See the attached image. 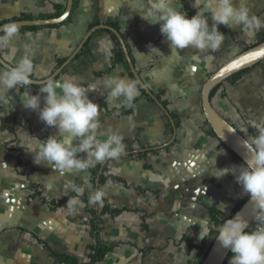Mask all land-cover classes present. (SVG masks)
Segmentation results:
<instances>
[{
    "label": "crops",
    "instance_id": "1",
    "mask_svg": "<svg viewBox=\"0 0 264 264\" xmlns=\"http://www.w3.org/2000/svg\"><path fill=\"white\" fill-rule=\"evenodd\" d=\"M171 2L189 18L195 15V0ZM65 3L0 0V22L21 15L41 18ZM73 4L71 17L65 22L33 29L19 27L18 36L9 49L0 50V56L11 55L14 47V59L18 60L27 45V54L36 66L32 79L42 80L71 55L91 28L113 23L142 81L178 121L175 137L172 139L168 118L153 100H137L129 114L121 111L124 106L107 104L105 79H135L122 63L115 62L119 48L106 29L94 31L54 79L73 76L84 86L95 84L89 98L100 107L98 138L106 139L109 129L118 130L126 151L146 149L140 152L142 156L129 153L118 161L108 160L100 174L102 164L78 173L37 165L25 141L34 139L31 135L44 140L57 135V129L40 121L38 110L23 106V87L17 91L0 89V264H69L61 256L74 259L76 264H189L218 228L211 209L219 211L223 220L249 197L235 179L245 166L208 133L201 88L227 59L264 39V29L249 36L239 28L221 25L224 40L215 52L184 49L178 56L171 52L159 24H149L133 10L141 7L138 0H73ZM248 6L264 18V0H248ZM94 20L99 23L90 27ZM149 45L163 54L150 51ZM263 71L260 63L249 68L233 84L221 86L211 99L213 107L238 131L247 127L248 135L256 134L251 122L264 120ZM40 86L30 85L29 93L36 95ZM40 95L43 107L45 94ZM97 165L99 170L93 176L92 168ZM225 169L228 172L217 178L218 171ZM72 184L82 189L78 197ZM98 190L104 193L102 199L108 207L120 212L101 217L99 239L112 249L102 261L89 263L95 244L89 207L98 209L97 202H90ZM72 198L79 203L69 212L67 202ZM202 230L204 239H200ZM231 257L225 264H230Z\"/></svg>",
    "mask_w": 264,
    "mask_h": 264
},
{
    "label": "clouds",
    "instance_id": "2",
    "mask_svg": "<svg viewBox=\"0 0 264 264\" xmlns=\"http://www.w3.org/2000/svg\"><path fill=\"white\" fill-rule=\"evenodd\" d=\"M142 19L149 24H159L160 33L169 43L171 52L178 56L179 50L191 49L200 53L215 52L220 48L224 35L220 26L239 28L245 35L253 36L264 29V18L251 12L248 0H195V15L190 18L185 12L172 6L171 0H138ZM211 21V26L209 24ZM0 50H7L19 34V25L8 23L0 29ZM150 51H161L149 45ZM25 45V54L14 59L16 49L11 48V55L0 56V89L11 90L24 88L21 96L26 109L37 111L39 120L48 127L57 129V135H50L41 140L25 141L27 152L34 153V163L51 167L62 173H78L105 161H118L126 153L123 135L115 129L107 131L106 139H99L97 130L101 127L100 107L89 93L95 84L84 86L75 77L60 79L47 78L39 81V93L31 95L30 85L36 83L32 77L36 66ZM163 54V53H161ZM107 89V104L110 107H132L139 94L136 82L119 76L108 77L104 81ZM44 103L41 107V95ZM255 135H248V128L241 126L239 131L245 134L243 145L249 155L236 175V182L243 193L249 196L255 212L252 219L256 227L250 229L247 219L239 213L225 220L218 228L214 239L221 247L233 254L230 264H264V120L251 122ZM232 132H236L235 129ZM83 154V157H81ZM115 171V170H113ZM217 178L226 174L227 169L218 171ZM71 189L81 194L82 189L72 184ZM100 190L91 195L90 202L96 203L103 198ZM79 203L77 198L69 199V212ZM200 233V239L206 238Z\"/></svg>",
    "mask_w": 264,
    "mask_h": 264
},
{
    "label": "water",
    "instance_id": "3",
    "mask_svg": "<svg viewBox=\"0 0 264 264\" xmlns=\"http://www.w3.org/2000/svg\"><path fill=\"white\" fill-rule=\"evenodd\" d=\"M72 7H73V0H66L63 13L57 17L10 21L1 24L0 29H2L3 26L8 23H16L19 25V27L57 25L64 22L68 18V16L71 13ZM98 29H106L116 36L117 40L120 43L122 51L126 57V61L135 79V82L144 90V92L154 101V103L158 106V108L168 118L173 131V137H172L173 139L176 133V125L170 112L166 109L165 106H163L161 101H159L155 97L154 93L142 81L139 73L134 67L133 61L127 51L126 45L120 33L115 28H112L106 24H99L91 28L82 38L77 48L71 53V55L57 69H55L50 76L46 77L45 79L49 77L55 78L56 76H58L60 72L64 69V67L80 52V50L82 49V47L84 46L85 42L88 40L90 35ZM263 60H264V40H261L256 45L249 47L241 51L237 55L227 59L206 79V81L204 82L201 88V95H200L201 108L206 122L208 123L210 129L214 132L216 138L232 154L236 155L244 166H246L245 162L249 155L248 149L243 145V140L245 139V137L213 107L211 103V92L214 90V88L217 85L222 83L230 76L238 73L239 71L254 67ZM0 66L3 67V64H0ZM33 80L37 82L32 85H41L39 81L42 80H37V79H33ZM233 129H235L236 132H232ZM144 150L146 149L126 151L125 155H128L129 153L142 152ZM105 162L101 165L99 174L101 173L102 167L105 164ZM99 174L96 179V184H98ZM254 212H255L254 205L250 203L248 197L239 207V209L230 216V218H233L239 213L243 218L247 219L249 224L251 225L252 222L254 221L252 219ZM229 253H230L229 249H224L223 247L220 246V244L216 239H213L202 264H224L225 260L228 258Z\"/></svg>",
    "mask_w": 264,
    "mask_h": 264
},
{
    "label": "trees",
    "instance_id": "4",
    "mask_svg": "<svg viewBox=\"0 0 264 264\" xmlns=\"http://www.w3.org/2000/svg\"><path fill=\"white\" fill-rule=\"evenodd\" d=\"M74 6V4H73ZM64 8L65 6L61 5V6H56L55 7V10L54 12L52 13H49V14H45V15H41L40 17L41 18H51V17H57L59 15H61L64 11ZM71 17V13L70 15L68 16V18L65 20H69ZM29 19H33L32 16H28V15H21L19 17H15V18H12L11 21H18V20H29ZM64 21V22H65ZM6 22H10V21H2L0 22V25L3 24V23H6ZM99 23L98 20H94L90 27L92 26H95ZM110 26L116 28V25L113 24V23H109ZM33 28H36L35 26H27V27H24V29H33ZM224 31V30H222ZM110 33V32H109ZM111 34V37L113 39V41L115 42V44L117 45V47L119 48V53L117 55V57L115 58V62L116 63H122L126 69L128 70L129 74L132 76V73L130 72L129 70V67H128V63L126 61V57L122 51V48L120 46V43L119 41L117 40L116 36H114L112 33ZM264 40V39H262ZM63 61H60L59 64H62ZM260 64H264V60L259 62ZM258 63V64H259ZM249 70L248 69H245V70H242V71H239L238 73L230 76L229 78H227L226 80H224L222 83H220L219 85H217L214 90L211 92V99L212 97L214 96L215 92L221 87L223 86L224 84H233L236 80H238L245 72H247ZM263 77H264V71H263ZM140 88V87H139ZM156 98L159 99V95H156ZM139 99H147L148 101H151L152 102V99L144 92V90L142 88H140V95L138 97L135 98V101L134 103L139 100ZM133 103V105H134ZM98 104V103H97ZM164 104V103H163ZM99 105V104H98ZM132 107H127V106H124L121 111L125 114H129L131 113L132 111ZM174 119V117H173ZM175 123H177L178 121L176 119H174ZM228 121V120H227ZM168 125H170L169 122H167ZM208 133L214 137L215 134L214 132L210 129L209 127V130H208ZM144 153H132L131 155H137V156H142ZM234 158L238 161H240V159L234 155ZM99 170V165H97L96 167L92 168V173H93V176H96L97 175V172ZM103 180V177L100 176V180L99 182H101ZM244 201L240 202L239 204H237L234 209H233V212L232 214H234L238 209L239 207L243 204ZM98 204V209H95L93 207H89V214H90V234L91 236L93 237V239L95 240V244L93 246H91V255H90V262L89 263H94V262H100L102 261L106 254L112 249V245H108L102 241H100L99 239V232L101 231L102 229V225H101V217L105 214H110V215H116L120 212V210L118 209H110L108 207V205L105 203V201L103 199H101L100 201L97 202ZM211 217H212V221L213 223L219 227L225 220L229 219L230 217L228 218H224L223 220H220L219 219V211H217L216 209H211ZM254 224H255V221L252 222V224L250 225V229H254ZM217 235V229L213 230L212 233H211V236H212V241L213 239L215 238V236ZM210 245H208L205 249H202L200 250V253L201 255L193 262H190L189 264H202L207 252H208V249H209ZM233 254L229 253L228 255V258L230 256H232ZM228 258L225 260V263L226 261L228 260ZM61 260L69 263V264H76V261L72 258H69V257H65V256H61L60 257ZM224 263V264H225Z\"/></svg>",
    "mask_w": 264,
    "mask_h": 264
},
{
    "label": "rangeland",
    "instance_id": "5",
    "mask_svg": "<svg viewBox=\"0 0 264 264\" xmlns=\"http://www.w3.org/2000/svg\"><path fill=\"white\" fill-rule=\"evenodd\" d=\"M211 242H212V236H211V239H210V241L208 242V245H210V244H211ZM208 245H207V246H208ZM207 246H206V247H207ZM206 247H203V249H205ZM200 255H201V253H200ZM200 255H199V256H200Z\"/></svg>",
    "mask_w": 264,
    "mask_h": 264
},
{
    "label": "built area",
    "instance_id": "6",
    "mask_svg": "<svg viewBox=\"0 0 264 264\" xmlns=\"http://www.w3.org/2000/svg\"><path fill=\"white\" fill-rule=\"evenodd\" d=\"M254 227H256V224H254Z\"/></svg>",
    "mask_w": 264,
    "mask_h": 264
}]
</instances>
